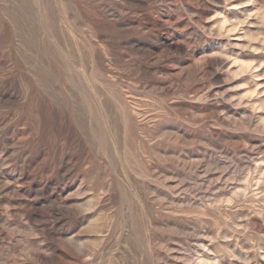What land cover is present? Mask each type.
Wrapping results in <instances>:
<instances>
[{
    "label": "rangeland",
    "instance_id": "374dc122",
    "mask_svg": "<svg viewBox=\"0 0 264 264\" xmlns=\"http://www.w3.org/2000/svg\"><path fill=\"white\" fill-rule=\"evenodd\" d=\"M0 264H264V0H0Z\"/></svg>",
    "mask_w": 264,
    "mask_h": 264
},
{
    "label": "bare ground",
    "instance_id": "6f19581e",
    "mask_svg": "<svg viewBox=\"0 0 264 264\" xmlns=\"http://www.w3.org/2000/svg\"><path fill=\"white\" fill-rule=\"evenodd\" d=\"M38 2H39V1H38ZM42 5H43V4H42ZM39 6H40V5H39ZM40 7H41V6H40ZM255 8H256V7H255ZM246 11H247V10H246ZM222 16H223V15H221V17H222ZM216 34H217V33H216ZM65 55H67V54H65ZM238 60H239V59H238ZM76 68H77V67H76ZM76 68H75V69H76ZM79 69H80V68H79ZM81 69H82V68H81ZM79 72H80V70H79ZM81 73L83 74V72H81ZM79 74H80V73H79ZM83 75H84V74H83ZM84 77H85V76H84ZM86 78H87V77H86ZM81 84H82V83H81ZM87 84L89 85V82H88ZM90 84H91V83H90ZM83 86H84V85H83ZM90 86H91V85H90ZM81 87H82V86H81ZM83 89H84V87H83ZM85 89H86V88H85ZM90 89H91V88H90ZM94 89H95V88H94ZM96 90H97V89H96ZM72 91H73V90H72ZM74 92H75V91H74ZM93 92H94V91H93ZM23 93H24V92H23ZM28 93H29V92H28ZM71 93H72V92H71ZM18 94H19V93H18ZM100 94H101V93H100ZM11 95H12V94H11ZM88 95H89V94H88ZM17 96H18V95H17ZM10 97H11V96H10ZM18 97H19V96H18ZM18 97H17V98H18ZM88 97H89V96H88ZM19 99H20V98H19ZM12 100H13V99H12ZM15 100H16V99H15ZM17 100H18V99H17ZM21 100H22V99H21ZM21 100H20V101H21ZM88 100H89V99H88ZM18 102H19V101H18ZM27 102H29V101H27ZM92 102H93V101H92ZM103 102H104V101H103ZM86 104H87V103H86ZM89 104H90V103H89ZM74 105H75V104H74ZM90 106H91V105H90ZM103 106H104V105H103ZM103 106H101V107H103ZM88 109H91V108L88 107ZM90 111H91V110H90ZM89 113H90V112H89ZM89 113H88V114H89ZM91 116H92V115H91ZM92 120H93V119H92ZM88 121H90V120H88ZM89 125H92V122H90ZM10 145H11V144H10ZM103 149H104V148H103ZM14 150H15V149H14ZM106 150H107V149H106ZM103 155H104V154H103ZM61 158H62V157H61ZM62 160H63V159H62ZM60 161H61V160H60ZM63 161H64V160H63ZM63 161H62V162H63ZM59 164H61V163L59 162ZM62 165H63V164H62ZM3 166H4V165H3ZM63 175H64V174H63ZM25 177H26V176H25ZM25 180H26V179H25ZM25 182H26V181H25ZM18 183H19V182H18ZM43 187H44V186H43ZM47 187H48V186H47ZM54 194H56V193H54ZM135 194H136V193H135ZM61 196H62V195H61ZM61 196H60V197H61ZM51 197H52V196H51ZM51 197H50V198H51ZM57 197H59V196H57ZM60 197H59V198H60ZM55 198H56V197H55ZM53 200L55 201V199H53ZM58 200H59V199H58ZM56 201H57V199H56ZM59 201H60V200H59ZM69 201H70V200H69ZM57 203H58V202H57ZM57 203H56V204H57ZM58 204H59V203H58ZM61 210H62V209H61ZM53 211H55V210H53ZM29 213H30V212H29ZM30 217H31V216H30Z\"/></svg>",
    "mask_w": 264,
    "mask_h": 264
}]
</instances>
